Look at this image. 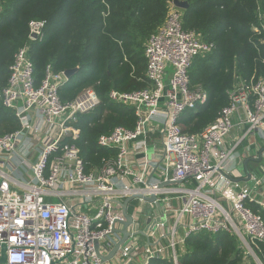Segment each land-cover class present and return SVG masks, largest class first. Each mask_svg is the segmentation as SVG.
Here are the masks:
<instances>
[{"label": "built area", "instance_id": "2783aa9c", "mask_svg": "<svg viewBox=\"0 0 264 264\" xmlns=\"http://www.w3.org/2000/svg\"><path fill=\"white\" fill-rule=\"evenodd\" d=\"M259 18L264 46V14ZM46 24L28 22V40L15 50L0 87V105L19 123L0 136V264H104L101 257L122 237L113 229L123 228L121 203L128 197L135 199L127 204L131 222L118 257L130 260L142 250V264H178L188 238L224 231L264 264L255 251L264 245V168L245 181L236 169L238 158L251 156L245 141L264 142V78L235 76L215 119L197 132L184 131L182 115L208 100L190 81L191 65L214 44L184 28L183 11L168 2L143 47L147 85L106 94L131 106L135 122L97 137L109 154L96 164L82 158L76 141L81 116L94 111L100 97L84 88L62 99L59 90L69 79L49 62L37 77L30 47ZM11 162L28 172L24 183L6 171ZM152 196V202L144 199Z\"/></svg>", "mask_w": 264, "mask_h": 264}, {"label": "trees", "instance_id": "16d2710c", "mask_svg": "<svg viewBox=\"0 0 264 264\" xmlns=\"http://www.w3.org/2000/svg\"><path fill=\"white\" fill-rule=\"evenodd\" d=\"M170 1L2 0L0 79L6 76L15 50L28 40V22L46 20L47 33L30 47L37 77L42 76L48 62L55 70L78 66V72L59 90L60 97L72 98L84 88L98 93L100 105L80 118L77 143L82 158L97 164L109 154L96 145L97 137L115 126L131 128L135 122L131 106L114 104L106 94L110 89L133 91L147 85L143 80L144 43L163 22ZM186 1L189 7L183 13L184 28L200 31L214 44L211 52L193 60L189 71L191 83L208 94L206 104L181 117L183 130L194 133L228 104L226 92L233 85L234 66L246 81L264 78V46L259 33L264 0ZM61 20L67 23L57 32L55 26L59 27ZM219 27L224 39L215 44ZM85 139L88 146L81 145ZM262 215L264 218V212ZM236 240L224 231L194 235L186 240L185 254L178 264H239ZM255 251L264 262V245L257 244ZM149 264L174 263L172 259H152Z\"/></svg>", "mask_w": 264, "mask_h": 264}, {"label": "crops", "instance_id": "0c3cea01", "mask_svg": "<svg viewBox=\"0 0 264 264\" xmlns=\"http://www.w3.org/2000/svg\"><path fill=\"white\" fill-rule=\"evenodd\" d=\"M183 11V13H184V11L185 10H182ZM158 27L159 26H157L156 28H155V30L154 31H156L157 29H158ZM194 30V29H193ZM153 31V32H154ZM196 31V30H195ZM198 32V31H197ZM200 34H201V36H202V38L206 41V39L203 37V35H202V33L201 32H199ZM151 34V33H150ZM206 42H208V41H206ZM211 52V51H210ZM143 55V54H142ZM143 58H144V55H143ZM144 62H145V70H144V74H143V80L145 79V81H146V61L144 60ZM49 63H52V62H49ZM236 63V62H235ZM52 65H53V63H52ZM54 66V65H53ZM8 68H9V66H8ZM8 73H9V69L7 70V73H6V76L4 77V79H0V87L1 86H4L5 84H6V81H7V78H8ZM232 75H233V83L235 82V76H237V75H240L241 76V73L237 70V67L236 66H234L233 67V70H232ZM242 77V76H241ZM243 78V77H242ZM244 79V78H243ZM70 80V79H69ZM13 117V119H15L16 120V122H17V124H16V126H15V128L13 129L12 128V126H13V124L11 123V122H9L8 123V131H6V132H2L1 134H0V136L1 135H4V134H6V133H8V132H11V131H13V130H15V129H17L18 127H19V123H18V120L16 119V117L14 116V113L12 112V111H9V110H6V109H4V108H2L1 107V105H0V124H2L3 122H6V121H9V120H12L13 121V119H12V117ZM83 116V115H82ZM80 140V137H79V139L76 141L77 143H78V141ZM254 142V143H253ZM248 143H251V147L253 148L252 150H251V156H241L240 157V160H239V158H238V161H237V164H236V169H237V171H238V173L240 174V177L241 178H244V177H246V172H245V169H244V167H243V163H244V161L246 160V159H250L251 158V160L248 162V169H249V171H250V175H253V176H258V175H260L261 173H262V168H264V152L262 153V158H261V160L260 161H257V158H258V156H259V152L256 150V148H258V150L260 149V151L264 148V142L262 141V139H260V138H256V140H251V142H247V141H245L244 142V144L243 145H246V144H248ZM81 145L82 146H88L89 145V141L88 140H84V141H82V143H81ZM242 158V159H241ZM10 165H12V170L10 169V167H7L6 168V171L12 176V178H14L18 183H24V182H22V181H25V179H26V176H28V172H25L24 170H23V168L22 167H18V165L17 164H14V163H10ZM13 181V180H12ZM145 209V208H144ZM162 219H163V214L160 216ZM142 250H140V251H138V252H135V253H132V255L131 256H129V258L128 259H130V260H125V259H123V258H121V257H118V255H116V254H114L111 258H109L108 260H106L105 262H104V264H142V262H143V258H142V255H141V252ZM109 252V251H108ZM107 252V248L106 249H104L103 248V253H108ZM106 256V255H105ZM173 261V260H172Z\"/></svg>", "mask_w": 264, "mask_h": 264}, {"label": "water", "instance_id": "95a60500", "mask_svg": "<svg viewBox=\"0 0 264 264\" xmlns=\"http://www.w3.org/2000/svg\"><path fill=\"white\" fill-rule=\"evenodd\" d=\"M173 4L175 7L181 9V10H187L188 7H189V3L186 1V0H173ZM33 37H35V35H32ZM79 70V67L76 66L74 68H71V69H65L64 70V75L67 79H72L74 77V75L78 72ZM262 151H264V148L261 150V152L259 153V156L257 158V161H260L261 158H262ZM251 160V158L249 159H246L243 163V167L245 169V172H246V177L243 178V180H248L249 177H250V171L248 169V162ZM226 177H228L229 179L233 180L231 177H229L228 175H226ZM154 196L150 197V198H147V197H144V199L147 201V202H152L154 200ZM135 199V197H128L124 200L123 203H121V207H122V214L125 218V221L122 222V226L123 228L121 230H116V229H113V231H116L118 233H120L122 235V237L120 238V240L115 243L113 245V247L111 248L110 252L108 255L106 256H102V260L103 261H106L108 260L109 258H111L118 250L119 246L123 243V241L126 239L128 233L126 231V227L130 224L131 222V217L130 215L127 213V204L131 201ZM160 208H163V205L159 204ZM143 231H140L139 233L142 234ZM98 245V243L96 242V246ZM3 248V246H2ZM5 259V255H4V252L2 251V256L0 258V262H3Z\"/></svg>", "mask_w": 264, "mask_h": 264}, {"label": "rangeland", "instance_id": "374dc122", "mask_svg": "<svg viewBox=\"0 0 264 264\" xmlns=\"http://www.w3.org/2000/svg\"><path fill=\"white\" fill-rule=\"evenodd\" d=\"M61 18H62V17H61ZM66 23H67V20H65V21H62V20H61V25H60L59 27L55 26L57 32L59 31V28L62 27V26H64ZM227 29H228V28H226V30H227ZM223 30H224V29H223ZM253 30L255 31V29H253ZM198 32H200V31H198ZM46 33H47V28H46V30L44 31V34H46ZM222 39H224V37H223V35H222V33H221V30H220V27H219L218 32H217V39H216L215 44H217L219 41H222ZM261 41H262V39H261ZM144 44H145V43H144ZM11 117H12V116H11ZM12 119H13V117H12ZM9 122H11V123L13 124L12 128H13V129L15 128V126H16V124H17V122H16L15 119H13V121H12V120H9V121L3 122L2 124H0V134H1L2 132H6V131L9 130V129H8V128H9V127H8V123H9ZM144 222H145V220L142 221V223H144ZM235 243H236V245H238V251H237V252H239V255H238V253H237L236 255H237V256H240L239 264H258L256 258H255L253 255H247V254H246L247 251H246L245 245H243V244L241 243V241L236 240ZM184 248H185V247H184ZM183 254H185V252H184ZM183 254H182V255H183ZM178 259H179V258H178Z\"/></svg>", "mask_w": 264, "mask_h": 264}]
</instances>
